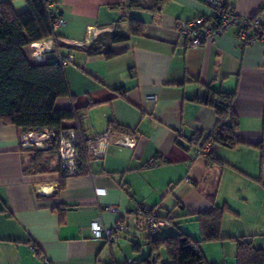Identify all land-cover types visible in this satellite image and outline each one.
Returning a JSON list of instances; mask_svg holds the SVG:
<instances>
[{
    "label": "crops",
    "instance_id": "1",
    "mask_svg": "<svg viewBox=\"0 0 264 264\" xmlns=\"http://www.w3.org/2000/svg\"><path fill=\"white\" fill-rule=\"evenodd\" d=\"M53 1L65 21L57 35L68 43L59 53L71 57L63 67L70 96L56 107L83 112V135L107 133L108 142L99 159L61 182L59 158L50 159L49 171L26 172L31 148L0 121V264H122L141 252L140 238L148 251L136 260L157 264L163 249L143 261L147 238L179 233L198 242L208 264H237L243 240L264 251L263 46H242L230 29L210 44L187 47L177 25L207 14L203 0H165L158 11L128 8L125 0ZM226 1L241 16L264 20V0ZM1 3L15 13L26 9L24 0ZM130 19L142 22L141 33H130ZM103 33L127 39L110 46L111 56L90 54ZM53 50L48 39L25 47L32 62ZM207 88L233 93L238 123V144H215L211 162L193 144L217 125L215 109L204 102ZM111 120L126 131L110 130ZM123 138L132 143H118ZM152 158L157 165L146 167ZM151 206L170 225L150 235L131 228L111 245L91 233L96 218L108 227L120 218L130 223L139 207ZM215 207L222 208L218 238L206 241L198 216Z\"/></svg>",
    "mask_w": 264,
    "mask_h": 264
},
{
    "label": "trees",
    "instance_id": "2",
    "mask_svg": "<svg viewBox=\"0 0 264 264\" xmlns=\"http://www.w3.org/2000/svg\"><path fill=\"white\" fill-rule=\"evenodd\" d=\"M24 1L26 9L21 13H15L7 3L0 4V121L16 127L20 134L48 129L59 135L65 130H75L81 139V144L78 145L79 155L75 172L77 174L80 173L79 169L92 158L86 148V143L93 135L84 136L82 133L83 112L73 108L56 107V101L60 97L70 96L63 71L64 66L57 61V54L65 57L59 53V45H66V43L60 40L62 38L57 35L56 31H53L52 18L49 16L51 10L59 15L60 13L56 7H49L50 4L54 5L53 0ZM164 1L125 0L124 4L128 8L158 11ZM129 22L131 34L142 32L141 21L130 19ZM50 38L59 39L55 42L54 50L48 53L43 62H32L25 47ZM124 39L127 37L116 33L100 34L90 44L88 52L90 54L102 52L107 57L111 56L110 46ZM232 99L233 93L216 92L207 88L204 102L215 109L218 118L216 126L219 127L212 148L215 144H221L227 148H234L238 144L235 137L238 123L231 110ZM108 127L110 130L126 131L113 120L109 121ZM199 141L202 140L196 138L193 144ZM27 151L31 155V161L26 172L49 171L50 159L59 158L58 171L61 182L66 177L74 175L60 167L58 136L52 139L45 149L31 148ZM206 159L209 162L213 161L212 150ZM221 215L222 208L215 207L198 216L202 237L206 241L218 238L217 227ZM163 219L167 220L170 225L168 219ZM147 233L150 235L153 232L148 231ZM147 239L150 250L144 262L149 263V259L163 249L168 259L167 264H208L197 249L198 242L187 234L179 233L160 239H151V237ZM236 257L237 264H264V251L254 248L250 242L244 240L237 244ZM137 264H139L138 261Z\"/></svg>",
    "mask_w": 264,
    "mask_h": 264
},
{
    "label": "built area",
    "instance_id": "3",
    "mask_svg": "<svg viewBox=\"0 0 264 264\" xmlns=\"http://www.w3.org/2000/svg\"><path fill=\"white\" fill-rule=\"evenodd\" d=\"M203 2L209 9L207 14L199 15L177 25L178 34L185 39L187 47L210 44L217 35L233 29L242 46L258 42L264 48V22L259 14L251 17L241 16L237 11L236 3L226 2V0H203ZM49 7L52 8V4ZM49 16L52 18L51 27L53 31H57L64 26L65 21L61 15L51 10ZM56 40L59 39L50 38L48 42L55 45ZM60 40L68 44L64 39ZM38 48L40 47H36L35 53ZM57 61L65 66L71 62V57H62L57 54ZM149 99L155 100L156 96H150ZM218 132L219 127L216 126L206 133L204 140L194 145L198 156L208 157ZM56 136L59 137L60 167L69 174H75L79 155L78 145L81 144V139L75 130H65L59 135L48 129H43L40 132L23 133L20 137V146L45 149ZM107 142V133L89 138L86 148L90 156L93 159H99L102 156V147ZM118 143L130 145L132 140L123 138ZM155 165H157V161L152 158L146 167H154ZM158 208V206L139 207L130 223L120 218L111 227L105 226L100 219L96 218L90 223L91 233L94 237L102 239L105 244L111 245L121 234L129 232L131 228L154 232L163 226L169 225V222L161 217ZM106 209L114 210L110 207H106ZM44 264L50 263L46 261ZM124 264H137V261L129 258Z\"/></svg>",
    "mask_w": 264,
    "mask_h": 264
},
{
    "label": "rangeland",
    "instance_id": "4",
    "mask_svg": "<svg viewBox=\"0 0 264 264\" xmlns=\"http://www.w3.org/2000/svg\"><path fill=\"white\" fill-rule=\"evenodd\" d=\"M33 51L35 52V48H34ZM143 232L145 233V231H143ZM146 233H147V232H146ZM159 234H160V233H157V234H155V235L157 236V235H159ZM143 242H144V241L140 238L141 252L133 254V257H134L135 259L140 260L142 257H144L145 255H147L148 248H147V246H146ZM160 254H161V255H160L161 258H159L160 260H158L157 264H162V263H164V262L167 261L166 256H165V252H164L163 250H161ZM132 259H133V258H132Z\"/></svg>",
    "mask_w": 264,
    "mask_h": 264
}]
</instances>
